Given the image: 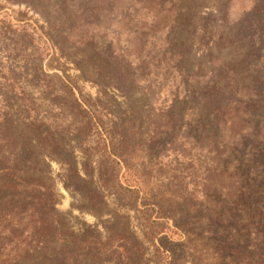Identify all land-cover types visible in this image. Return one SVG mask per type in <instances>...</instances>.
<instances>
[{"label":"rangeland","instance_id":"1","mask_svg":"<svg viewBox=\"0 0 264 264\" xmlns=\"http://www.w3.org/2000/svg\"><path fill=\"white\" fill-rule=\"evenodd\" d=\"M177 1L182 17L172 14ZM259 6L256 0H0V145L25 157L40 152L65 230L88 242L82 249L57 235L53 256L71 255L70 264H176L183 255L180 264H190L181 246L165 256L156 249L164 240L183 241L173 226L180 208L205 215L202 194L212 197L217 185L230 184L186 137V73L232 49L228 36ZM242 129L234 118L222 132L232 137ZM170 197L180 206L165 221L154 202ZM89 246L97 260L85 255Z\"/></svg>","mask_w":264,"mask_h":264},{"label":"trees","instance_id":"2","mask_svg":"<svg viewBox=\"0 0 264 264\" xmlns=\"http://www.w3.org/2000/svg\"><path fill=\"white\" fill-rule=\"evenodd\" d=\"M177 3L172 14L182 17L186 12ZM256 4L260 6L251 9L234 35L228 36L232 49L223 57L216 51L186 73L191 117L186 137L210 156L208 161L217 176L230 188L217 185L212 197L202 194L199 208L205 215L188 206L179 209L181 214L173 226L183 241L173 244L164 240L156 249L157 253L162 249L164 256L170 248L175 247L174 254L181 246L190 264L205 256L210 258L205 264H264V4L262 0ZM187 57L184 55V62ZM73 101L82 113L77 99ZM234 118L243 129L226 137L222 129ZM39 153L25 157L21 149L7 153L0 145V264L38 258L43 264H70L71 255L53 256L57 235L58 240L82 249L88 243L85 235L78 237L65 230L66 224L55 209L58 199L53 181L47 166H39ZM163 200L154 203L168 221L170 214L166 213L180 205L171 197ZM86 249L87 257L98 259L95 247ZM174 261L180 264L183 255Z\"/></svg>","mask_w":264,"mask_h":264}]
</instances>
